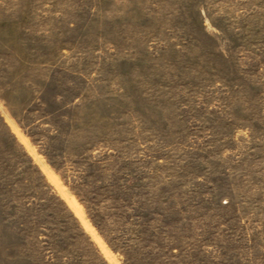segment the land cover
I'll return each mask as SVG.
<instances>
[{
    "label": "rangeland",
    "instance_id": "rangeland-1",
    "mask_svg": "<svg viewBox=\"0 0 264 264\" xmlns=\"http://www.w3.org/2000/svg\"><path fill=\"white\" fill-rule=\"evenodd\" d=\"M0 264H264V0H0Z\"/></svg>",
    "mask_w": 264,
    "mask_h": 264
},
{
    "label": "bare ground",
    "instance_id": "bare-ground-1",
    "mask_svg": "<svg viewBox=\"0 0 264 264\" xmlns=\"http://www.w3.org/2000/svg\"><path fill=\"white\" fill-rule=\"evenodd\" d=\"M70 203H71L74 207L79 208L78 204H77L75 201H70ZM79 213H80V212H79ZM80 214H81V213H80Z\"/></svg>",
    "mask_w": 264,
    "mask_h": 264
}]
</instances>
